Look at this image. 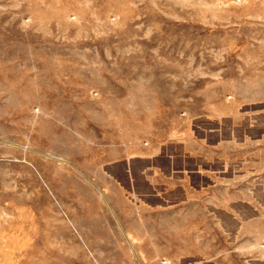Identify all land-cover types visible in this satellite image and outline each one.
Masks as SVG:
<instances>
[{"label":"rangeland","instance_id":"rangeland-1","mask_svg":"<svg viewBox=\"0 0 264 264\" xmlns=\"http://www.w3.org/2000/svg\"><path fill=\"white\" fill-rule=\"evenodd\" d=\"M263 117L264 0H0V264H182L116 164Z\"/></svg>","mask_w":264,"mask_h":264},{"label":"crops","instance_id":"crops-1","mask_svg":"<svg viewBox=\"0 0 264 264\" xmlns=\"http://www.w3.org/2000/svg\"><path fill=\"white\" fill-rule=\"evenodd\" d=\"M235 125L245 126L233 119L225 131L220 125L211 128L215 141L210 149L195 141L188 145L177 140L161 144L156 155L147 148L146 155L132 158L130 165L116 164L120 177L130 176L137 187H150L146 193L154 199L168 194L163 210L153 215L163 219V250L168 245L163 257L182 264H264V131L249 135L235 130ZM176 131L182 132L180 128ZM205 153L208 165L198 159ZM154 157L169 163L170 171L180 173L174 180L169 176V182L163 181L159 191L152 188L157 180ZM175 160L180 164L172 166ZM192 185L198 187L196 191L191 190ZM204 196L207 211L201 202ZM204 218L211 220L209 225L203 224ZM150 232L159 233L157 229L146 230ZM254 250L257 253L252 254Z\"/></svg>","mask_w":264,"mask_h":264},{"label":"flooded vegetation","instance_id":"flooded-vegetation-1","mask_svg":"<svg viewBox=\"0 0 264 264\" xmlns=\"http://www.w3.org/2000/svg\"><path fill=\"white\" fill-rule=\"evenodd\" d=\"M255 122H257L256 124H248L249 126L247 127L248 129L250 128L252 131L251 133L253 135H258L260 134L262 131H264V117L263 118H259V120H255ZM232 127L230 128V131H232Z\"/></svg>","mask_w":264,"mask_h":264}]
</instances>
